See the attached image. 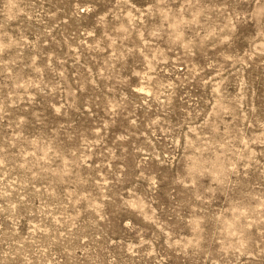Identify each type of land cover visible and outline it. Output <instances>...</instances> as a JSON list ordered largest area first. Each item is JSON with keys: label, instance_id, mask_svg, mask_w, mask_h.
I'll list each match as a JSON object with an SVG mask.
<instances>
[{"label": "rangeland", "instance_id": "rangeland-1", "mask_svg": "<svg viewBox=\"0 0 264 264\" xmlns=\"http://www.w3.org/2000/svg\"><path fill=\"white\" fill-rule=\"evenodd\" d=\"M0 264H264V0H0Z\"/></svg>", "mask_w": 264, "mask_h": 264}]
</instances>
